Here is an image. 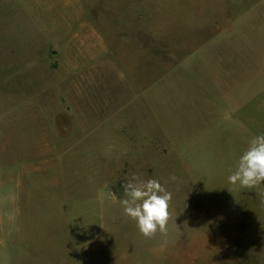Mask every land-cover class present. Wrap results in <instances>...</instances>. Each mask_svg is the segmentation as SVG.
Masks as SVG:
<instances>
[{
    "label": "rangeland",
    "instance_id": "rangeland-1",
    "mask_svg": "<svg viewBox=\"0 0 264 264\" xmlns=\"http://www.w3.org/2000/svg\"><path fill=\"white\" fill-rule=\"evenodd\" d=\"M0 116L12 264H264V184L227 179L264 134V0H0ZM134 174L167 236L123 214Z\"/></svg>",
    "mask_w": 264,
    "mask_h": 264
},
{
    "label": "clouds",
    "instance_id": "clouds-1",
    "mask_svg": "<svg viewBox=\"0 0 264 264\" xmlns=\"http://www.w3.org/2000/svg\"><path fill=\"white\" fill-rule=\"evenodd\" d=\"M170 179L175 180V177ZM227 179L231 185L247 189L264 184V134L251 137ZM121 187L123 214L135 221L139 233L146 239L155 238L157 234L167 236L172 218V193L158 179L144 180L135 174Z\"/></svg>",
    "mask_w": 264,
    "mask_h": 264
},
{
    "label": "crops",
    "instance_id": "crops-1",
    "mask_svg": "<svg viewBox=\"0 0 264 264\" xmlns=\"http://www.w3.org/2000/svg\"><path fill=\"white\" fill-rule=\"evenodd\" d=\"M0 121H2V116H0ZM0 153H3V141H2V128L0 127ZM3 174H0V264H12V259H14V253L8 254L6 251V238L5 228L8 227L3 220L1 215V210L4 204V190H3Z\"/></svg>",
    "mask_w": 264,
    "mask_h": 264
}]
</instances>
